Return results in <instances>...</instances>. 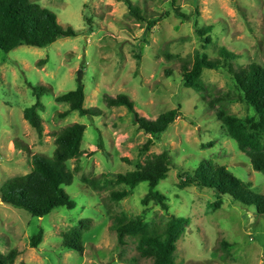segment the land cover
<instances>
[{
	"label": "rangeland",
	"instance_id": "rangeland-1",
	"mask_svg": "<svg viewBox=\"0 0 264 264\" xmlns=\"http://www.w3.org/2000/svg\"><path fill=\"white\" fill-rule=\"evenodd\" d=\"M32 1L56 13L64 27L71 26L78 34L60 37L46 47L23 44L10 52L0 49V251L18 249L14 264H153V259L139 255L137 236L128 235L126 245L119 243L113 217L144 215L153 228L167 221V213L153 202L143 205L147 182L130 188L119 184L115 175L168 150L172 169L157 190L167 196L170 214L190 220L178 241L175 264H264V216L256 206L236 202L212 188L180 186L182 172L193 174L202 162L211 161L226 165L250 182L255 192L264 194V173L254 169L249 153L227 135L201 93L183 83L182 60L193 56L203 42L194 22H183L176 14V8L188 14L199 10V28L214 24L213 41L205 49L211 57L225 46L239 54L237 66L251 62L264 66V0H132L149 17H163L144 47L147 24L130 15L123 2ZM80 69L86 107H99L102 113L91 118L73 111L62 118L59 113L69 105L56 97L77 88ZM166 69L173 75L167 76ZM203 79L208 95L236 92L233 79L224 71L205 69ZM31 85L52 86V92L42 98L43 138L24 117L25 109L37 101ZM120 93L128 94L138 112L150 119L174 108H180L181 115L142 152L151 136L138 128L125 106L109 107L104 100L105 94ZM226 107L244 119L255 115L252 107L239 101ZM77 122L87 125L85 153L69 161L75 177L64 186L76 207H58L36 217L2 201L3 184L30 172L35 153L53 156L56 134ZM123 189L131 194L120 201L111 198L112 191ZM82 220H91L84 231V252L65 249L63 235L82 226ZM40 229L45 231L44 239L32 247L31 239Z\"/></svg>",
	"mask_w": 264,
	"mask_h": 264
},
{
	"label": "trees",
	"instance_id": "trees-1",
	"mask_svg": "<svg viewBox=\"0 0 264 264\" xmlns=\"http://www.w3.org/2000/svg\"><path fill=\"white\" fill-rule=\"evenodd\" d=\"M123 2L130 15L137 21L146 23L147 29L142 42L144 47L149 42V35L163 17H149L139 4L132 0H118ZM176 14L183 22H194L196 34L202 39V47L193 56L184 58L181 64L182 80L186 87L201 93V98L208 102L218 120L221 121L227 135L234 138L240 150L248 152L254 169L264 173V66L258 62L247 65H236L234 61L239 54L221 46L217 57H211L205 49L212 43L211 32L214 24L198 27L199 10L188 14L176 8ZM78 32L71 26L64 27L58 20L56 13L32 0H0V49L10 52L20 45L46 47L56 42L60 37L76 36ZM42 61V60H41ZM47 62V59H43ZM205 69L224 71L233 79L236 92L211 96L203 79ZM167 76L173 71L166 69ZM36 103L27 107L24 117L37 131L40 138L44 137V119L41 114L45 110L42 98L52 92V86H33ZM85 84H78L76 89L70 90L56 97L57 102L68 103L69 108L60 112L64 118L73 111L80 115L94 118L100 116L99 107H86ZM104 100L109 107L125 106L134 115L138 128L151 137L143 145L141 151L149 150L153 139L166 132L181 115L180 108H174L161 113L157 118L150 119L141 115L135 101L126 93L116 96L105 94ZM239 101L255 110V115L241 118L228 110L226 104ZM87 125L73 123L63 127L56 134V148L53 156L42 153L32 156L33 168L30 172L8 179L2 186L1 199L14 207L22 208L33 216L44 217L51 214L58 207H76L75 200L66 191L65 185L74 181V169L69 161L83 156L82 149ZM172 157L168 150L156 153L134 170L116 174L119 184L130 188L137 187L142 182L149 184V191L142 199L143 205L151 202L159 205L168 216L162 226L151 228L145 222V216L129 217L126 213L113 217L112 228L117 232L118 241L126 245L128 235L137 236V250L143 258L153 259V264H175V252L178 249L184 229L190 220L170 214L167 196L157 190L162 180L168 177L172 169ZM78 167H76L77 169ZM180 186L195 185L216 190L219 195H228L234 201L248 206H256L257 212L264 216V194L255 192L250 182L236 176L226 165L211 161L202 162L191 174H180ZM87 182H93L86 179ZM94 183V182H93ZM131 194L129 189L114 190L111 198L120 201ZM147 209L145 210L146 213ZM91 220H82L81 225L74 227L63 235V246L68 250L84 252V231L89 229ZM45 231L40 229L31 239V246L38 247L44 239ZM20 251L16 248L7 253L0 251V264H14Z\"/></svg>",
	"mask_w": 264,
	"mask_h": 264
},
{
	"label": "water",
	"instance_id": "water-1",
	"mask_svg": "<svg viewBox=\"0 0 264 264\" xmlns=\"http://www.w3.org/2000/svg\"><path fill=\"white\" fill-rule=\"evenodd\" d=\"M85 60H86V57H84V61ZM83 75H84L83 69H80L79 73H78V82H79V84H83Z\"/></svg>",
	"mask_w": 264,
	"mask_h": 264
}]
</instances>
